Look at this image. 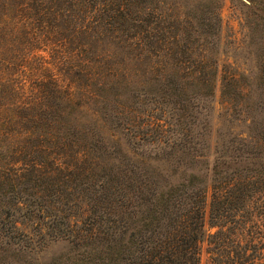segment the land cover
Listing matches in <instances>:
<instances>
[{
	"label": "trees",
	"instance_id": "obj_1",
	"mask_svg": "<svg viewBox=\"0 0 264 264\" xmlns=\"http://www.w3.org/2000/svg\"><path fill=\"white\" fill-rule=\"evenodd\" d=\"M23 1L56 41L17 108L37 158L0 189V264H201L204 243L264 264V68L222 59L221 1ZM232 1L264 21V0Z\"/></svg>",
	"mask_w": 264,
	"mask_h": 264
},
{
	"label": "rangeland",
	"instance_id": "obj_2",
	"mask_svg": "<svg viewBox=\"0 0 264 264\" xmlns=\"http://www.w3.org/2000/svg\"><path fill=\"white\" fill-rule=\"evenodd\" d=\"M220 1L222 59L234 65L240 72H246L249 81L259 82L262 67L264 68V21L252 16L250 11L238 2ZM33 12L23 0H0V84L9 81L19 87L24 85V90L11 99L0 94V189H6L8 182L26 173L37 158L33 153L35 147L32 142H35L30 140L28 143L26 135H20L21 125L18 123L22 121V117L20 109L17 108H23V103H28L29 108L31 107V102L38 92L34 86L40 75L36 58L38 54L47 57L43 50H49L52 40H56L52 33L47 37L45 32H39L32 18ZM256 22L262 25L256 28ZM27 53H30V56L23 58ZM249 68L253 71H248ZM224 105L218 94L217 113L224 114ZM211 198L209 193L206 229L208 233L213 234L218 228H211L209 225ZM254 201L253 205H260L264 201V192ZM81 208L80 212L73 214L74 223L81 221L86 215V206ZM255 222V217L250 216L246 219V228L250 229ZM258 224L261 226V235L259 231L258 235L264 237V232L261 231H264V222ZM262 241L264 243V239ZM57 249L59 247L51 249L50 253L56 252ZM50 253L48 252L45 258L49 259L53 254ZM201 264H212L208 243L202 246Z\"/></svg>",
	"mask_w": 264,
	"mask_h": 264
}]
</instances>
